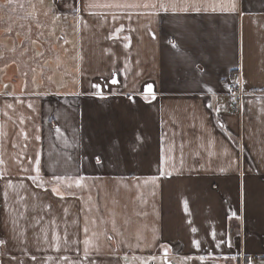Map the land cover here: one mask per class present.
I'll list each match as a JSON object with an SVG mask.
<instances>
[{
	"label": "crops",
	"instance_id": "1",
	"mask_svg": "<svg viewBox=\"0 0 264 264\" xmlns=\"http://www.w3.org/2000/svg\"><path fill=\"white\" fill-rule=\"evenodd\" d=\"M51 1L10 68L77 79L0 91V264H264V0Z\"/></svg>",
	"mask_w": 264,
	"mask_h": 264
},
{
	"label": "rangeland",
	"instance_id": "2",
	"mask_svg": "<svg viewBox=\"0 0 264 264\" xmlns=\"http://www.w3.org/2000/svg\"><path fill=\"white\" fill-rule=\"evenodd\" d=\"M53 12L51 0H0V91L14 88V79L19 80L20 83L24 81L21 85L20 83L16 84L22 89H31V86H34L37 81L45 83L47 86L56 85L60 87L62 80H65V84L67 83L68 88L70 87L69 90H72L77 79V73L70 63L65 62L63 64V59L53 56L46 58L34 57L32 61L46 63V65L43 64L44 68L39 67L40 73L36 69L34 70V67H27L28 71L23 72L20 70V72L17 71L13 74L14 71L10 68L12 65L11 57L13 58V55L16 56L17 54V60L20 61L22 53L27 51V43L24 42L25 37L23 36L31 33H47L48 31L45 30L40 31L41 28L33 25V23H37L40 19H51ZM13 20H16V23ZM20 36H22V39ZM37 44L32 42L31 50H36ZM22 59L25 61L24 58ZM54 63H59L60 67L62 64L66 66L67 73H61V68L55 67ZM36 78H39V80H35Z\"/></svg>",
	"mask_w": 264,
	"mask_h": 264
},
{
	"label": "built area",
	"instance_id": "3",
	"mask_svg": "<svg viewBox=\"0 0 264 264\" xmlns=\"http://www.w3.org/2000/svg\"><path fill=\"white\" fill-rule=\"evenodd\" d=\"M229 95L232 97V110L235 114L242 111L244 92L240 84L239 75H232L229 83Z\"/></svg>",
	"mask_w": 264,
	"mask_h": 264
},
{
	"label": "snow or ice",
	"instance_id": "4",
	"mask_svg": "<svg viewBox=\"0 0 264 264\" xmlns=\"http://www.w3.org/2000/svg\"><path fill=\"white\" fill-rule=\"evenodd\" d=\"M111 82H112V83H116L117 81H116L115 79H113ZM93 87H95V88H100V85H98V84H97V85H93ZM151 90H152V89H151V85H149V86H148V91L151 92ZM98 162H99V161H98ZM37 170H38V169H37ZM193 231H195V229H194ZM213 235H214V234H213ZM195 243H196L197 246H198V242H195Z\"/></svg>",
	"mask_w": 264,
	"mask_h": 264
}]
</instances>
